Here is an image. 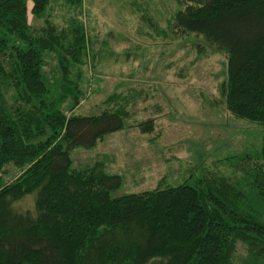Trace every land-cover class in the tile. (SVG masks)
<instances>
[{"label": "trees", "instance_id": "obj_1", "mask_svg": "<svg viewBox=\"0 0 264 264\" xmlns=\"http://www.w3.org/2000/svg\"><path fill=\"white\" fill-rule=\"evenodd\" d=\"M50 2L0 0V264H234L240 244L264 259V222L250 203L264 202V163L248 153L238 164L248 192L203 168L175 186L112 196L122 177L102 160L73 166L72 150L123 129L129 113L118 93L99 113H74L84 82L92 88L89 38L76 14L64 26L45 18ZM181 2L173 29L226 54V109L264 125V0ZM138 127L150 132L153 120ZM8 165L19 174L5 180ZM28 196L31 207L17 204Z\"/></svg>", "mask_w": 264, "mask_h": 264}, {"label": "rangeland", "instance_id": "obj_2", "mask_svg": "<svg viewBox=\"0 0 264 264\" xmlns=\"http://www.w3.org/2000/svg\"><path fill=\"white\" fill-rule=\"evenodd\" d=\"M182 6L181 0H82L81 8L66 0L49 3L45 18L64 26L76 14L89 38L90 63L83 70L92 88L84 82L85 95L74 113L109 108L104 101L113 93L129 113L123 129L104 135L92 148L71 151L75 167L102 160L108 173L121 175L112 196L175 186L203 168L228 176L248 192L240 158L248 153L264 163L259 158L264 125L226 109L221 91L226 54L197 33L173 29L172 16ZM29 19L35 25L44 22L31 14ZM45 69L53 73L52 65ZM148 119L153 130L142 132L138 124ZM6 169L5 180L19 174L11 165ZM31 198L17 204L31 207ZM250 203L264 222V202L251 198ZM233 262L264 264V259L248 255L240 244Z\"/></svg>", "mask_w": 264, "mask_h": 264}]
</instances>
